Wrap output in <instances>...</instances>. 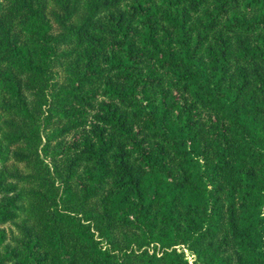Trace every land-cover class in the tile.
<instances>
[{"label":"trees","instance_id":"1","mask_svg":"<svg viewBox=\"0 0 264 264\" xmlns=\"http://www.w3.org/2000/svg\"><path fill=\"white\" fill-rule=\"evenodd\" d=\"M264 264V0H0V264Z\"/></svg>","mask_w":264,"mask_h":264},{"label":"rangeland","instance_id":"2","mask_svg":"<svg viewBox=\"0 0 264 264\" xmlns=\"http://www.w3.org/2000/svg\"><path fill=\"white\" fill-rule=\"evenodd\" d=\"M179 250L184 252L185 257L190 264H194V262L196 261V258H195V255L191 251H189L183 247H180ZM196 264H198V263H196Z\"/></svg>","mask_w":264,"mask_h":264}]
</instances>
